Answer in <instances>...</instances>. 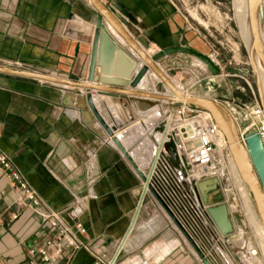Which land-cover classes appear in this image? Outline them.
<instances>
[{
	"label": "crops",
	"instance_id": "1",
	"mask_svg": "<svg viewBox=\"0 0 264 264\" xmlns=\"http://www.w3.org/2000/svg\"><path fill=\"white\" fill-rule=\"evenodd\" d=\"M103 2L134 40L150 52L189 46L213 56L212 47L210 51L203 48L196 30L189 38L182 33L186 21L171 12L163 0ZM79 16L91 18L89 24L94 26L97 11L89 0H0V66L90 82L94 31L85 29L81 38L75 36L72 31L76 27L71 22ZM183 38L188 40L186 44L181 42ZM123 46L131 50L129 45ZM170 57L159 62L166 74ZM195 61L201 68L199 59ZM148 80L154 88L157 82L151 76ZM87 93V89L70 84L0 72V150L11 157L42 202L39 209L25 205L21 193L0 168V264H35L29 250L55 233L44 213L65 211L77 201L83 204L82 223L87 229L81 239L89 249L76 252L71 264H111L115 258L144 185L97 122ZM223 97L232 98L230 94ZM92 98L109 127L117 123L111 115L113 104L124 124L122 129L139 122L127 130H145L139 139L135 137L137 142L141 143L145 135L148 140L147 134L154 138L152 125L145 121L149 112L139 113L127 96L92 91ZM138 166L146 173L150 171V162ZM139 213L114 264H203L186 251L151 194L145 197ZM16 214L19 218L14 220L12 215Z\"/></svg>",
	"mask_w": 264,
	"mask_h": 264
},
{
	"label": "built area",
	"instance_id": "2",
	"mask_svg": "<svg viewBox=\"0 0 264 264\" xmlns=\"http://www.w3.org/2000/svg\"><path fill=\"white\" fill-rule=\"evenodd\" d=\"M169 104L175 106L166 107ZM223 106L233 115L244 144L246 135L254 131L261 136L264 143V110L257 98L253 106L244 105L248 110L245 117L248 126L244 129L239 125L241 120L239 113L228 104ZM158 107L163 108L165 114L153 127L154 138L150 137L157 144L151 154L150 167L155 160L156 163L150 185L164 203L162 205L156 200L169 226L177 232L186 251L195 255L201 263L203 262L195 249L204 254L211 264H243L241 254L244 247L238 246L240 251L237 250L232 239L237 232V224L231 216L229 202L216 203L227 205L234 225V232L224 236L208 211L209 207L205 204L199 189L200 181L213 178H218L222 187L225 172H229L228 163L233 159L228 141L208 112L190 107L186 102L170 101L165 104L161 102L146 112L153 114ZM165 131V143L157 152ZM158 135H161L159 140ZM170 144L174 146L177 161L168 154L166 146ZM0 168L9 177L14 189L21 193L25 205L35 209L42 207L37 192L27 183L11 157L2 150ZM83 213L81 201L73 203L65 211L44 213L50 229L55 233L48 236L43 244L34 243L29 250L35 264H71L76 252L82 249L88 251L89 244L81 239L87 234V229L82 223ZM12 217L14 220L19 218L17 214ZM2 221L3 217H0V223ZM246 251L251 256L256 255V253L253 255L254 252Z\"/></svg>",
	"mask_w": 264,
	"mask_h": 264
},
{
	"label": "water",
	"instance_id": "3",
	"mask_svg": "<svg viewBox=\"0 0 264 264\" xmlns=\"http://www.w3.org/2000/svg\"><path fill=\"white\" fill-rule=\"evenodd\" d=\"M91 4L97 11V17L94 24V34L91 41L92 49L90 56V66L88 71V80L90 82H74L71 80H65L59 77H53L43 73H36L32 71H24L16 68H8L0 66V72L9 75H18L22 77H29L37 80H45L51 83H59L63 85H74L78 88L87 89V101L89 107L95 115L97 122L100 123L103 129H105L107 135L111 139V142L116 145L120 153L131 165L133 171L136 172L139 179L143 183V192L140 197V202L135 211L134 218L130 224L127 234L121 241L120 246L116 251L115 258L111 262L114 264L118 258V254L122 250L126 239L133 230L139 212L145 201L147 194H151L152 197L158 200L164 205L161 198L155 192L152 185H150V178L153 174V168L156 160L152 163L149 172L141 170L137 165L134 158L131 156L128 149L120 142L116 137V132L123 127V123L117 121L116 125L109 127L103 115L97 110L95 103L92 98V91L99 92L101 94L121 95L128 98L132 106L139 112L143 113L155 106L160 105L165 100V97L161 94L147 92L142 90L140 87L143 80L151 73L155 72L161 79L162 83L169 86L175 93V88L171 85L158 66L162 59L167 58L169 55L174 54H187L189 56L197 57L200 61L207 65L209 71L213 76H220L222 69L213 61L211 56L205 55L204 53L193 49L189 46L181 47H168L167 49L158 51L149 56L142 46L137 43L134 38L130 35L127 29L123 27L120 19L114 14L113 11L103 2V0H90ZM263 0H248V12H249V26L252 35V46L249 52L250 59L252 61V68L254 72L256 68L253 65L254 54L260 59V62L264 68V46L261 38V30L259 25V19L264 15ZM110 27H113L119 36L126 41L132 51L120 43L119 39L113 34ZM82 34L81 32H77ZM137 56H135L134 54ZM142 59L144 64L139 63V59ZM258 96H260L262 108L263 96L261 95V89L257 84ZM177 95V99L168 98L170 102L183 103L195 109H200L208 112L212 115L215 124L219 127L228 141L230 153L238 168L239 174L252 197L254 208L258 213V216L264 224V143L261 136L257 132L249 133L246 135L245 144L240 139V129L237 125L233 115L226 107L214 99H209L201 96H190L185 100L181 95ZM133 119V117H131ZM127 124L129 121H125ZM166 131L163 134V138L160 141V146L157 152L164 145V139ZM168 154L173 157L175 161L178 160L174 146L170 144L166 146ZM199 189L201 196L205 204L209 207L208 211L213 217L216 224L219 226L222 234L228 236L234 232V225L229 215L227 205L216 204L213 201V195L219 192L221 189V183L218 178L203 180L199 182ZM211 198H210V197ZM196 253L199 255L203 264H211L210 261L200 253L197 249Z\"/></svg>",
	"mask_w": 264,
	"mask_h": 264
},
{
	"label": "rangeland",
	"instance_id": "4",
	"mask_svg": "<svg viewBox=\"0 0 264 264\" xmlns=\"http://www.w3.org/2000/svg\"><path fill=\"white\" fill-rule=\"evenodd\" d=\"M163 1L170 6L171 12L179 14L181 19L186 21L184 29H182V33L187 34L186 37L189 38L190 34L195 33L196 30L200 41L204 43L203 48L210 51V46L212 47L211 54L214 56L215 61L219 63L218 66L222 68V74L220 75L221 77L213 79L209 69L197 67L196 58L183 53L180 56L178 54L170 55L172 57L166 63V67L170 68V70L167 71L166 69L165 71L175 80H181L180 83L184 84L185 89L190 93L199 94L201 97L209 99L213 97L221 100V104H228L233 107L241 117L239 125L242 129L246 128L248 121L245 117L248 114V110L245 109L244 105L252 104L253 106L256 103V98L261 104V100L254 80V69L251 66L250 54L244 47L238 28L233 20L232 0ZM194 13L200 17L201 23L194 18ZM78 18L74 20L82 19L87 23H91V18L83 16ZM261 25L264 33V15ZM181 42L186 44L188 40L183 38ZM200 63L202 62L200 61ZM187 84L192 85V88L188 89ZM156 85L158 91L164 93L166 86L164 87L163 83H157ZM229 94L232 98L223 97ZM172 106L175 105L169 104L166 107ZM222 182L221 189L212 197L213 201H228L230 204L231 216L237 224V232L232 239L237 250L240 251L239 247H244L243 254H241L242 263L247 264L246 258L251 257L246 251H250L249 247L251 245L256 252L254 258L251 257L253 258L252 264H264L261 240L254 225L251 224L239 187L233 181L230 170L225 172ZM258 219L260 220L259 216ZM243 240H245L244 246H240L239 242Z\"/></svg>",
	"mask_w": 264,
	"mask_h": 264
},
{
	"label": "bare ground",
	"instance_id": "5",
	"mask_svg": "<svg viewBox=\"0 0 264 264\" xmlns=\"http://www.w3.org/2000/svg\"><path fill=\"white\" fill-rule=\"evenodd\" d=\"M90 2V0H89ZM91 3V2H90ZM232 4H233V20L235 23V26H237L238 28V32L240 35V38L243 42L244 47L246 48L248 54L251 50V46H252V35L250 32V26H249V12H248V0H232ZM92 5V4H91ZM263 5H264V0H263ZM93 6V5H92ZM264 8V6H263ZM194 18L196 20H198L201 23V19L200 17L194 13ZM261 21L262 18L259 19V25H260V30H261V38L263 40V46H264V33H263V26L261 25ZM74 27H76L75 29L73 28V33L75 34V36H78L81 38L82 34H78L77 32H84L83 30L85 29H89L94 31V27L93 25L81 20H74L71 22ZM110 30H112L113 34L119 39L121 44H126V41L123 40L119 34L117 33V31L113 28L110 27ZM129 31V30H128ZM128 47V46H127ZM144 47V46H143ZM142 47V48H143ZM129 48V47H128ZM145 50V52L151 57L153 56L152 54L157 53L158 51H156L155 53L150 52L149 50L145 49V47L143 48ZM132 51V50H130ZM134 54V52H133ZM135 55V54H134ZM136 56V55H135ZM137 57V56H136ZM213 61L219 65V63L217 61H215L214 56H211ZM197 58V57H196ZM139 59V58H138ZM202 62V61H201ZM251 62V66H252V61L250 59ZM140 64H144L143 60L140 59ZM202 67H205V69H208L207 65L202 63H199ZM253 65L256 68V71L254 72V80L256 82V84H259L260 89H261V95L263 96V106H264V68L260 62V59L257 57V55L254 54L253 56ZM159 66V64H158ZM161 69V68H160ZM165 74V77L167 79V81L173 85V87L175 88V93H177L178 95L183 96L184 100L187 97L190 96H195L194 94L190 93L189 91H187L185 89V85L181 84L179 80H175L174 78H172L170 75H167L165 72H163ZM148 76H151L157 83H162L160 77L155 73V72H151ZM148 76L143 80V82L141 83V89L144 90L143 88H145L147 92H151V93H156V94H161L165 97V100L163 101L164 103H169L168 98H173V99H177V95L173 92V90L163 84L164 86H166L167 89V93H160L157 89V86L154 83V88L149 86V80H148ZM213 77V76H212ZM148 85V87H147ZM156 86V87H155ZM198 96V95H197ZM196 96V97H197ZM203 97V96H202ZM206 98V97H205ZM111 107V115H113L116 119V121H118L119 123H121V116L119 115L118 110L115 108V106L112 104L110 105ZM264 110V108H263ZM164 109L161 107H158L155 109L153 114H150L147 118H145L146 124L148 125H152L150 128L153 129L154 125L161 120V118L164 116ZM136 126L139 124V122H134L131 123L128 126L132 125V126ZM126 128H121L116 132V137L120 140V142L125 146L126 149L129 150L131 156L134 158L135 162L142 166L145 165L147 163L150 162L151 160V154L152 152L156 149V142L152 141L150 139V137L148 136L149 134H147V139L146 135L143 137L141 143L137 142V138L139 137V135H141V131L139 133L137 132H129ZM145 128H147L145 125L143 126ZM136 134V136H135ZM104 136V135H103ZM137 137V138H135ZM161 135H158V140L160 139ZM139 139V138H138ZM113 144V143H112ZM228 168L231 172V175L233 176V181L238 185L239 187V191H240V195L242 196L243 199V204L245 207V210H247L248 212V216L250 218L251 224L254 225V228L256 229L259 238H260V243H261V248L262 251L264 252V224H262V222L258 219V214L254 208V203L252 200V197L249 194V191L247 190L240 174L238 171V168L236 166V163L234 161V159H231L228 163ZM210 197V196H209ZM211 198V197H210ZM243 238V237H242ZM244 241L239 242L240 246H243ZM250 252H254L253 255L256 253L255 250H253V246L250 245ZM262 253V252H261ZM254 258V256H251ZM251 257H247V264H252V260L253 258Z\"/></svg>",
	"mask_w": 264,
	"mask_h": 264
}]
</instances>
